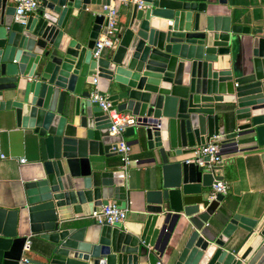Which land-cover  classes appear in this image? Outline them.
<instances>
[{"label":"water","instance_id":"1","mask_svg":"<svg viewBox=\"0 0 264 264\" xmlns=\"http://www.w3.org/2000/svg\"><path fill=\"white\" fill-rule=\"evenodd\" d=\"M223 3L142 0L123 16L115 3V41L93 58L107 0H39L15 21L0 0V120L27 130L34 145L23 203L0 208V264H18L30 235L45 244L34 258L23 254L28 264H264V211L209 220L223 196L208 200L201 189L221 180L216 168L178 159L210 140L221 156L264 145V37L216 14ZM94 86L135 118L122 139L135 137L125 144L142 154L148 175L132 187L141 202L132 221L89 219L110 200L125 209L130 196L127 169L100 159L118 158L121 138L90 100Z\"/></svg>","mask_w":264,"mask_h":264},{"label":"crops","instance_id":"2","mask_svg":"<svg viewBox=\"0 0 264 264\" xmlns=\"http://www.w3.org/2000/svg\"><path fill=\"white\" fill-rule=\"evenodd\" d=\"M216 4V0H213ZM223 5H216V14L227 15L231 18L232 24L249 27L250 34L264 37V8L258 0H223ZM114 4H112L113 6ZM7 6L12 5L7 3ZM130 5H118V16H123ZM31 15V14H30ZM89 20L91 16H89ZM119 17L116 18V23ZM80 20V16L69 17L67 26L70 28L72 24ZM88 23V21H87ZM88 28V24H87ZM69 35L72 36L69 31ZM243 39H246L244 37ZM215 67V64H214ZM216 108V105H215ZM129 114L128 112H124ZM134 136L123 138L124 142H130ZM211 141V140H210ZM240 144L238 148H246ZM130 147V157L136 160L127 166L126 187L130 192L129 203L125 207V220L132 221L133 213L141 209L140 198L132 193L134 183L139 179L146 178L148 175L147 166L140 163L143 159L136 147ZM0 208L5 210H15L23 203V194L21 184L27 177L31 162L34 159L33 138L27 130L16 128L9 118L0 120ZM191 155L180 156L178 159L190 158ZM23 159V162H18ZM106 163L119 162V158L112 157L103 159ZM222 163L213 171V176L221 178V182L227 186V192L223 196L222 201L217 204L213 213L209 215V220L216 217L219 211L225 212L232 210L243 216L257 217L264 211V145L254 149H244L235 153H229L221 156ZM139 162V163H138ZM207 171V170H206ZM210 191L209 188H202V192ZM195 202L199 203L198 213L203 212L204 201L199 196H194ZM113 202V200L108 201ZM20 234H28L26 226L20 227ZM179 228L175 227L168 241L167 249L173 246L177 239ZM189 232V231H188ZM187 232V233H188ZM187 235V234H186ZM186 235L177 244L176 251L182 247ZM30 251L29 257H35L38 247L45 244L37 235H30ZM232 248H236L233 246Z\"/></svg>","mask_w":264,"mask_h":264},{"label":"built area","instance_id":"3","mask_svg":"<svg viewBox=\"0 0 264 264\" xmlns=\"http://www.w3.org/2000/svg\"><path fill=\"white\" fill-rule=\"evenodd\" d=\"M10 3L14 8L13 20L15 21L18 17L32 14L39 5V0H4ZM108 6H103L102 9L107 13L104 16L106 18V29L104 34H99L94 41L92 54L93 58H98L101 52L105 49H109L112 43L115 41L116 32V18L114 12V5L118 3L123 6L135 5L138 9L142 7V0H107ZM95 83V81H94ZM90 100L97 102L98 107L107 116L109 124V135L120 137V141L116 143V151L119 155V166L118 169L125 172L129 163L136 160L130 157V147L125 144L122 139V134L126 128L135 126V118L127 113L118 112L114 107L110 105V102L106 101L105 97L97 95L95 86L90 94ZM219 146L217 143L209 141L208 143L199 146L195 149L191 157L185 161V163H193L199 167H204L205 170L211 171L218 167L222 163L221 155L219 154ZM2 158L3 156L0 155ZM207 157V161H203V158ZM18 162L22 163L23 159H19ZM205 165V166H204ZM227 192V186L225 183L214 180L210 186L208 193V200H213L214 197L219 194L224 196ZM126 210L120 209L114 204V202H108L105 206L101 207L99 214L92 213L89 216L94 223L99 225H111L113 223H120L125 220ZM30 238L27 237L22 246V255L19 259L18 264H28L27 259L23 256L24 253L30 251ZM158 264V263H157Z\"/></svg>","mask_w":264,"mask_h":264}]
</instances>
